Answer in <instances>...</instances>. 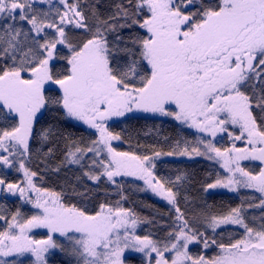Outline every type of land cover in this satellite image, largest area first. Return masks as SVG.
I'll return each mask as SVG.
<instances>
[{"label": "snow or ice", "instance_id": "snow-or-ice-1", "mask_svg": "<svg viewBox=\"0 0 264 264\" xmlns=\"http://www.w3.org/2000/svg\"><path fill=\"white\" fill-rule=\"evenodd\" d=\"M47 112L95 130V138L75 137L56 123L37 127ZM135 112L173 117L206 135L177 140L166 153L118 151L113 142L122 137L109 121ZM0 119L15 121L0 128V166L18 164L24 175L22 183L0 176V191L18 194L36 210L26 216L17 208L9 218L0 206V256L28 252L34 264H48L46 254L58 249L74 264H124L125 251L134 250L146 264H264V215L250 226L242 201L223 215L187 217L179 204L187 174L158 178L154 163L163 155L215 161L225 174L202 191L254 189L259 202L248 207L264 210V167L253 174L243 166L264 164V0H112L107 14L87 0H0ZM218 134H226L231 146L217 147ZM61 141L53 171L79 166L97 188L101 182L115 186L121 200L127 197L117 178L136 177L164 198L175 216L162 224L163 236L137 235L138 225L154 221L119 200L100 203L90 214L65 203L62 193L37 187V173L25 166L32 144H53L42 153L48 168ZM91 192L76 195L87 200ZM226 225L243 234L222 242L217 229ZM33 229H46L47 238L34 239ZM193 244L217 253L193 255Z\"/></svg>", "mask_w": 264, "mask_h": 264}, {"label": "trees", "instance_id": "trees-1", "mask_svg": "<svg viewBox=\"0 0 264 264\" xmlns=\"http://www.w3.org/2000/svg\"><path fill=\"white\" fill-rule=\"evenodd\" d=\"M87 2L89 5H95L101 13L107 14L112 0H87ZM72 35L76 39H79L82 33L74 32ZM53 115V112L45 113L37 127L41 125L47 127L48 124L56 123L61 131L71 132L75 137L95 138L93 135L94 131L91 129L84 128L83 126L73 127L64 121L54 120ZM55 115L58 116L59 114ZM253 115L259 116V111L254 109ZM257 122H260L259 119ZM14 123V120L0 119V128L10 129ZM109 128L111 131L119 133L122 137V140L118 141L115 146L118 151H134L137 154L143 155H152L153 149L166 153L171 150V146L177 140L186 139L188 141H195L199 136L191 130L176 125L169 119L165 120L142 115H129L120 120H112L109 122ZM216 143L217 147L222 149L231 146L227 136ZM49 147H53V144H47L41 149V144L34 142L32 144L33 153L31 159L25 162V166L30 171L37 173L36 177H34V183L37 187L62 193L65 203L77 204L78 207H86L90 214L98 210L100 203L107 202L114 204L119 200L123 208L132 210L140 218L146 217L154 221L152 224L141 223L138 225L136 230L137 235L143 236L151 232L154 233L153 238L155 239L162 237L164 232L167 231L166 228L162 227V224L170 223L171 218L175 216V212L164 198L141 190L138 183L121 180L120 183L123 185L122 194L127 197V199L121 200V196L117 194L115 186L101 182L97 188L93 182L87 180L82 175L83 170L79 166L70 165L62 167L59 172H55L52 169L56 167L62 157L60 149L63 147V142H60L55 157L48 159V168H46L42 153L46 152ZM36 149H41V153H37ZM243 166L247 170L252 171L253 174L258 173L260 169V165L256 163H245ZM155 169V175L158 178H166L172 181H175L177 175L182 173L187 174V179L180 184L181 198L179 201L181 210L185 212L187 217L201 214L223 215L230 208L241 206L243 201L244 215L249 225L255 227L261 222L259 218L261 215H264V210H251L248 207L249 203L255 204L257 201L256 195L249 194L246 191L239 192L234 196L227 193H208L202 191L203 184L212 182L216 175L220 174L216 167L209 165L204 160L163 159L156 164ZM0 176H3L6 182L19 183L20 180L17 167L7 170L3 166H0ZM78 177L79 179H77ZM85 188L92 189L87 200L76 195L77 192H83ZM73 189H75V192ZM184 196L188 197L187 201L183 198ZM0 206L6 209L5 215H8L9 218L10 214L15 212L17 208L26 216L31 215V210L23 206L18 199L7 200L4 197L0 198ZM3 226L0 222V229ZM221 232L223 236L217 235L216 238L221 239L224 243H228L230 238L233 240L239 239L243 234V230L231 227L217 229L218 234ZM209 234H211L210 230ZM189 248L193 255L203 254L206 257H211L217 253V249L215 248L203 250L202 245L197 244ZM124 261V264H144L140 258L135 256H127ZM47 262L48 264H74V261L64 253L52 254L47 258ZM18 264H30V261L25 259Z\"/></svg>", "mask_w": 264, "mask_h": 264}, {"label": "rangeland", "instance_id": "rangeland-1", "mask_svg": "<svg viewBox=\"0 0 264 264\" xmlns=\"http://www.w3.org/2000/svg\"><path fill=\"white\" fill-rule=\"evenodd\" d=\"M136 114H138V115H142V116H145V117L149 116V117H153V118H157V117H158V118L165 119V120H168V119H169V120L173 121L176 125L182 126L183 128H185V129H187V130H191V131L197 133V135H199V136H201V135H206V134H201V133H199L195 128H189L187 125H183V124H181L179 121H176L173 117H169V116H163V115H160V114H152V113H143V112L129 113V114H126V116H129V115H136ZM126 116H125V118H126ZM122 118H124V117H114V118H112V120H115V119H116V120H120V119H122ZM112 120H111V121H112ZM109 122H110V121H109ZM83 127H84V128H87V126H83ZM92 131L95 132V130H92ZM229 131H233V129L230 128ZM236 134H239V133L236 132ZM225 136H227V135H226V134H218L217 137L215 138V141H214V142L216 143L217 141H221V140H222L221 137H223V139H224ZM227 137H228V136H227ZM209 138H210V137H209ZM228 140H229L230 143L232 144V141L229 139V137H228ZM117 143H118V141H114V142H113V146L115 147V146L117 145ZM235 143H236L237 147H242L243 144H244L243 141H236ZM216 144H217V143H216ZM216 146H217V145H216ZM163 159H168V160H170V159H176V160L184 159V160H189V161H191V160H196V159H199V160L202 159V160H204L205 162H207L209 165L216 167V168L218 169L220 175H224V174H225V170L222 169V168L220 167V164H219V163H217V162H215V161H209V160H207L205 157H193V158H188V157H178V156H166V155H163V156L157 158V159L154 161L155 166H156V164H157L160 160H163ZM245 163H250V164L256 163V164H259L260 167H264V164H261V162H259V161H244V162H243V165H244ZM16 167L18 168V164H17ZM3 168H5V167H3ZM5 169L9 170V168H5ZM155 170H156V169H155ZM18 176H19V179H20V180H19V183H22V182L24 181V175H23V171H22V170L18 171ZM33 179H34V178H33ZM117 180H118L119 182H120L121 180H127V181H130V182L138 183L139 187H141V190H144V191H146V192H148V193H150V194L152 193L153 195H155V194L151 191V189L147 188V186L144 184V182H143L142 180H140V179H138V178H136V177H118ZM243 191H246V192H248L249 194H254V195H256V199H257V201L255 202V204H257V203L259 202V196H260V194L257 193L254 189L238 188L236 191H231V190H228V189L219 188V189L209 190L208 193L219 192V193H227V194H229V195H233V196H234L235 194H237V193H239V192H243ZM32 195H33V197H34L35 194L33 193ZM156 196H157V195H156ZM3 197L6 198L7 200H10V199H18V200L20 201V203H21L23 206H25V207H27L29 210H31V215L36 211V210L32 207L31 204H29V203H27V202H25V201H22V200L19 198L18 194H17V195H12V194L5 193V192H3V191H0V198H3ZM250 209H251V210H256V209H260V208H257V207H251ZM225 214H226V213H225ZM0 222L3 224L2 221H0ZM225 227H231V228H235V229H236V228L241 229L239 226H234V225L221 226V228H225ZM137 228H138V227H137ZM136 230H137V229H136ZM241 230H243V229H241ZM31 235H32V237H33L34 239H37V240H40V239H46V238H47V230H46V229H33ZM57 237H58V234H57ZM60 242L65 243V246L67 247V242H66V241L61 240ZM193 245H194V244H193ZM193 245H190L189 247H191V246H193ZM55 253H59V254H60L61 252H60L58 249H56V250H50L49 253L46 254V259H47L48 257H50L52 254H55ZM127 256H135V257H138V258H140V259L143 261L144 264H146V261H145V259H144L142 253L136 252V251H134V250H126L125 253H124V260H125V258H126ZM68 257H69V256H68ZM25 259H28V260L30 261V264H34L35 256H33L31 253H28V252H25V253H23V254L12 253V254H10V255H8V256H0V260H2V261H6L7 264H18V263H21V262H22L23 260H25ZM124 262H125V261H124Z\"/></svg>", "mask_w": 264, "mask_h": 264}, {"label": "flooded vegetation", "instance_id": "flooded-vegetation-1", "mask_svg": "<svg viewBox=\"0 0 264 264\" xmlns=\"http://www.w3.org/2000/svg\"><path fill=\"white\" fill-rule=\"evenodd\" d=\"M137 115V114H136Z\"/></svg>", "mask_w": 264, "mask_h": 264}]
</instances>
